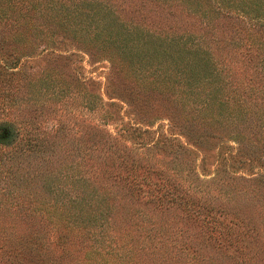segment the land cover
I'll return each instance as SVG.
<instances>
[{
    "label": "trees",
    "instance_id": "obj_1",
    "mask_svg": "<svg viewBox=\"0 0 264 264\" xmlns=\"http://www.w3.org/2000/svg\"><path fill=\"white\" fill-rule=\"evenodd\" d=\"M0 264H264V0H0Z\"/></svg>",
    "mask_w": 264,
    "mask_h": 264
},
{
    "label": "rangeland",
    "instance_id": "obj_2",
    "mask_svg": "<svg viewBox=\"0 0 264 264\" xmlns=\"http://www.w3.org/2000/svg\"><path fill=\"white\" fill-rule=\"evenodd\" d=\"M78 56L73 61L79 62V72L83 76H87L97 82L100 86H102L104 80V74L106 73L108 63L106 60H92L90 61L89 58L85 54H82L80 51H75ZM168 123L164 119L157 120L152 126L151 129L160 128L165 130ZM176 135V134H175Z\"/></svg>",
    "mask_w": 264,
    "mask_h": 264
}]
</instances>
